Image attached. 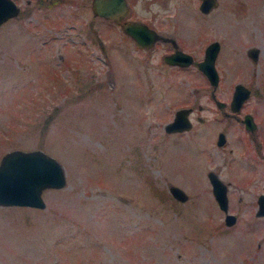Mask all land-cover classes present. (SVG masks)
Returning a JSON list of instances; mask_svg holds the SVG:
<instances>
[{
    "label": "rangeland",
    "instance_id": "obj_1",
    "mask_svg": "<svg viewBox=\"0 0 264 264\" xmlns=\"http://www.w3.org/2000/svg\"><path fill=\"white\" fill-rule=\"evenodd\" d=\"M17 2L32 10L0 24V158L40 147L67 176L43 189L41 208L0 204V264H264V214H255L263 180L249 179L234 128L226 148L216 143L225 125L206 74L134 46L87 0L71 12ZM174 2L171 31L183 48L201 59L210 40L221 42L217 98L229 101L242 82L246 107L264 108V0H218L204 17L198 0ZM182 106L192 107V128L166 132ZM209 170L227 184L234 224ZM176 184L186 201L171 195Z\"/></svg>",
    "mask_w": 264,
    "mask_h": 264
},
{
    "label": "water",
    "instance_id": "obj_2",
    "mask_svg": "<svg viewBox=\"0 0 264 264\" xmlns=\"http://www.w3.org/2000/svg\"><path fill=\"white\" fill-rule=\"evenodd\" d=\"M217 0H201L199 7L204 12L217 4ZM94 11L99 15H108L114 18L117 12H120L123 0H94ZM122 6V7H121ZM19 12V7L15 0H0V24L5 22L10 16H15ZM128 32L141 43L142 46H148L152 43L154 36L151 29L141 25L126 26ZM146 39H148L146 41ZM219 42L210 41L205 50V55L198 62V68L202 70L212 85L210 97L215 98V87L218 85L219 73L215 67V57L218 54ZM248 55L255 59L258 56V48L253 45L248 49ZM166 62L188 66L192 62V54L184 52L182 49L170 52L169 55L163 56ZM252 92L250 88L242 83L234 84L233 95L231 100V108H239L242 101ZM217 101V100H216ZM192 107L182 106L175 109L173 118L165 122L164 128L166 132L173 130L182 131L191 128L190 117L188 112ZM220 136L222 134L220 133ZM220 137V138H221ZM220 142V141H219ZM64 165L51 153H47L42 148L35 149L21 147L6 150L0 158V204L2 205H23L41 208L45 206L43 189L54 187L59 188L66 182V174ZM212 192L217 204L224 211L225 224L230 225L237 220L236 215L229 211L227 197V186L213 171H208ZM169 191L174 198L179 201H186L188 194L179 185H170ZM257 209L255 214L261 216L264 214V193L261 192L257 199Z\"/></svg>",
    "mask_w": 264,
    "mask_h": 264
},
{
    "label": "flooded vegetation",
    "instance_id": "obj_3",
    "mask_svg": "<svg viewBox=\"0 0 264 264\" xmlns=\"http://www.w3.org/2000/svg\"><path fill=\"white\" fill-rule=\"evenodd\" d=\"M87 1L89 2V6H91L93 17L98 16L101 19L107 18L110 21L119 23V25L121 26L120 28H121L123 35L126 37L128 36V38L133 43V45L138 46L139 48H141V50H148L151 47L152 48L159 47L160 49L164 50L165 52L164 56H165V55H169L170 52H174L176 50L182 49L184 52L192 54L193 60L188 66L195 64L197 68L199 65L198 62L201 61V59H203L204 55L206 54L205 50L208 44L205 45L203 49L204 54L202 58L196 59L194 57L195 54L192 53L191 50L189 51L183 48L185 45V42L182 40V38L180 36H174L175 34L172 33L171 29L176 30L177 25L179 24V23H176L177 21L176 18L173 19L175 23L172 22V20L170 19V14H171L170 11L175 4L174 0H123L124 7L121 6L122 7L121 11L117 12L114 18H111L108 15L103 16V15L97 14L93 9L94 0H87ZM198 1L199 2L197 4V7L200 11H202L199 7L201 0H198ZM15 3L19 7V12L17 13L16 16H19L21 14L27 16L28 11L32 10L28 6L22 8L21 5L19 6L17 0H15ZM83 3H84V0H36V6L38 9L39 8L52 9V7H57V8H60L61 10L62 9L66 11L69 10V12L73 11L74 8H79V5H82ZM141 3L146 4L144 5V8L139 6L141 5ZM187 4L185 5L186 7H187ZM178 7H181V6L178 5ZM140 8L143 9L145 12H141ZM211 10H213L212 7L209 9V12H211ZM209 12L202 11L203 17L207 15ZM89 24L91 27L92 26L91 22ZM129 25L130 26L131 25H141L148 29H151L153 35H155L152 43H150L148 46H142L141 43L136 41L135 38L126 29V26H129ZM88 31H91V30H88ZM147 40L148 39H146V41ZM200 41L201 39H198L199 43ZM214 41L219 42V48H220L221 42L219 40H214ZM219 48H218V51H219ZM162 59H163V56H162ZM163 61L167 63L168 65H174L175 67H184V68L188 67V66H184L181 64L180 65L173 64V63H170V61L166 62L164 59ZM249 98L250 96H247L246 98H244V100L242 101V105H240L239 108L237 107L234 109L231 108L232 95L230 96L229 101H226L225 99L223 100V99L217 98V94L215 95V98H212L214 99L216 105H218L217 106L218 111L221 115L219 116L218 121H220L221 124L225 125L221 128V130L217 132L218 137H216V143L218 144V146H220L221 150L226 148L227 147L226 145L228 144L229 137H230V135L228 134V128H234L236 131L235 138H237V140L240 143H244V145L246 146L245 151L247 155L246 158H247L249 179L252 181L263 180V185H264V108L259 109V107H257L258 104H255V107L251 109L247 108L246 104H248L247 100H249ZM258 101H259L258 102L259 105L264 106V96H262V99ZM191 112H192V108L188 112L189 117H190ZM204 117L205 116L197 115V119L202 122L204 120ZM191 126H192V121H191ZM220 133L222 134L223 137L220 136ZM228 150L230 152L233 151L231 147H229ZM261 192L264 193V188L260 190L258 195ZM256 202H257V199H256Z\"/></svg>",
    "mask_w": 264,
    "mask_h": 264
},
{
    "label": "trees",
    "instance_id": "obj_4",
    "mask_svg": "<svg viewBox=\"0 0 264 264\" xmlns=\"http://www.w3.org/2000/svg\"><path fill=\"white\" fill-rule=\"evenodd\" d=\"M52 117H53V113H49L44 118L43 123H42L43 124V130L48 127V124H50L49 122L51 121Z\"/></svg>",
    "mask_w": 264,
    "mask_h": 264
}]
</instances>
